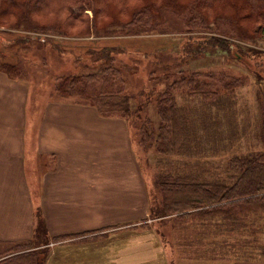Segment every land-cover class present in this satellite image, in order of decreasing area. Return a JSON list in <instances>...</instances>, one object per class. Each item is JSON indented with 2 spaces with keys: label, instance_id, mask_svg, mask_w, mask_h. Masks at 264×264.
Segmentation results:
<instances>
[{
  "label": "rangeland",
  "instance_id": "obj_1",
  "mask_svg": "<svg viewBox=\"0 0 264 264\" xmlns=\"http://www.w3.org/2000/svg\"><path fill=\"white\" fill-rule=\"evenodd\" d=\"M186 14L164 12L163 24L159 27L162 31L147 30L141 34H123L119 29L114 33L111 28L107 31L111 33L107 35H103L106 31L89 36L74 33L58 35L53 31L43 34L0 27V63L12 65V73L21 75L17 77L18 82L23 81L27 85L24 113L28 125L31 121L38 123L40 107L48 100L72 102L71 97L61 98L55 93L56 84L63 79L68 82L71 78L99 73L102 67L96 61L102 57L99 51L104 48L123 50L120 53L109 52L112 60L108 64H113L124 75L126 92L133 95V105L142 90L148 95L142 115L148 116L155 128L159 120L156 99L167 83L195 76L202 82L214 84L218 92L217 106L208 105L210 99L205 101L198 95L190 94L184 87L175 92L177 103L188 114L191 130L193 127V134L186 142H189L188 150L193 152L185 151L167 157L159 155L154 149L145 150L138 143V128L132 126L131 120L127 122L131 145L128 153L124 142L120 144L115 129L98 135L109 140L103 146H107V152L112 147L113 162L96 165L97 177L104 178L98 182L96 206L92 190L89 197L76 196L68 201L67 213H58L54 206L48 205L47 222L53 229L49 234L44 213L40 210V197L34 196V231L40 216L47 232V244H41L44 237L39 238V233L35 232L38 235L34 238V232L32 235V242L41 244L34 247L33 252L42 264H196L206 262L204 257L201 258V252L209 250L228 251L225 255L227 260H232L243 251L247 261H264V229L252 235L239 230L232 234L208 235L203 239V235L197 236L200 224L204 222L199 217L195 221H188L190 217L160 221L150 215L153 195L158 200L161 196L160 175L176 171L180 174L197 172L207 177V171L212 172L210 168L215 175H223L221 170L234 155L257 154L264 150L259 134L258 108V99L264 94L263 55L252 56L250 65H247L220 53L216 47L206 48L204 53L200 52L201 55L192 56L190 51L188 54L187 46L196 40H203L207 35L223 37L219 32L222 33L225 27L204 31L197 26H188ZM17 37L28 39L22 44L11 43ZM231 40L264 52V38L257 42ZM225 76L240 79L242 85L223 89L219 80L226 79ZM18 86V93L21 94L23 87ZM4 87L1 86L3 95L12 94V88ZM4 99L0 102V124L9 125L12 106L20 104L21 95L16 93V98L10 96ZM146 99H142L143 102ZM200 112L205 116L202 117ZM29 138L27 144L31 141ZM32 159L29 156L26 158L29 181L40 173L42 166ZM105 203L108 205L106 212H100L101 205ZM252 217L254 225H264V214ZM79 225H86V228H77Z\"/></svg>",
  "mask_w": 264,
  "mask_h": 264
},
{
  "label": "trees",
  "instance_id": "obj_2",
  "mask_svg": "<svg viewBox=\"0 0 264 264\" xmlns=\"http://www.w3.org/2000/svg\"><path fill=\"white\" fill-rule=\"evenodd\" d=\"M164 12L175 15L187 13V25L204 31L225 27L222 33L219 32L223 37L207 35L203 40H196L187 46V53L192 52V56L201 55L200 52H205L206 48L216 47L220 53L247 65H250L252 56L264 57V52L231 40L257 42L264 38V0H0V27L43 34L53 31L58 35L74 33L89 36L100 35L104 31L103 35H107L111 33L107 32L111 28L114 33L119 29L123 34H141L147 30L162 31L159 27L163 24ZM27 39L17 37L11 43L22 44ZM111 51L123 52L114 47L100 50L102 57L96 61L102 67L99 73L71 78L68 82L63 79L56 84L55 93L61 98L71 97L74 103L95 107L102 117H116L126 122L131 120L132 126L138 128V143L145 150L154 149L159 155L167 157L185 151L193 152L188 150L189 142L186 143L193 134V127L191 130L188 114L177 103L175 92L184 87L190 94L198 95L205 101L210 99L208 105L217 106L219 98L214 84L202 82L195 76L167 83L156 99L159 120L155 128L150 118L142 115L148 95L142 90L133 105L134 98L126 92L124 75L113 64H108L112 60ZM12 70V65L0 63V71L18 79L21 75L12 73ZM225 78L219 80L223 89L242 85L238 78ZM144 98H147L145 102ZM258 100L259 134L264 145V94ZM199 114L205 116L201 112ZM210 171H207V177L197 172L180 174L176 171L160 175L161 196L159 200L154 195L152 197L151 217L160 221L189 217L188 221H195L199 217L204 222L200 224L197 236L203 235V239L223 232L232 234L242 230L252 235L263 230L264 225H254L252 216L264 214V150L257 154L234 155L221 170L223 175H215L212 168ZM36 230L33 238L37 237V232L39 238L44 237L41 244H47V232L40 216ZM32 241V237L24 241H0V264H42L33 252L34 247L41 244ZM201 253L206 262L245 260L243 251L232 260L225 259L228 251Z\"/></svg>",
  "mask_w": 264,
  "mask_h": 264
},
{
  "label": "crops",
  "instance_id": "obj_3",
  "mask_svg": "<svg viewBox=\"0 0 264 264\" xmlns=\"http://www.w3.org/2000/svg\"><path fill=\"white\" fill-rule=\"evenodd\" d=\"M22 82L9 78L0 71V102L10 96L16 98V93L21 95L20 104L12 106L10 124H0V241L2 242L24 241L32 237L35 225L33 198L36 195L40 197V207H42L40 210L44 213L43 219L47 224L48 234L53 232L47 222L49 221L48 205L54 206L58 213H67V205L74 197H89L92 190L93 202L96 206L98 182L104 180L103 176L97 177L96 165L113 162L112 147L107 152V146H103L109 140L98 135L115 129L120 137V144L124 142L126 153L130 151L131 146L128 124L125 120L102 117L90 106H82L62 99L48 100L42 104L38 123L33 124L31 121V124H26L24 108L28 98L27 85L26 82ZM2 85H5L4 89L12 88V94L3 95ZM18 85L23 87L21 91L19 90L21 94L18 93L20 87ZM27 138L31 140L29 144ZM27 149L28 153H26ZM27 156L33 158L32 160L36 159L34 163L37 165H42L39 168L40 173L35 178H31V181L26 174ZM125 158L127 164L128 156ZM82 190H84L83 194ZM53 197H56V200H53ZM107 207L106 203L101 205L100 212H106ZM85 226L79 225L77 228H86ZM65 231L70 230L65 229ZM196 264H264V261L254 259Z\"/></svg>",
  "mask_w": 264,
  "mask_h": 264
}]
</instances>
